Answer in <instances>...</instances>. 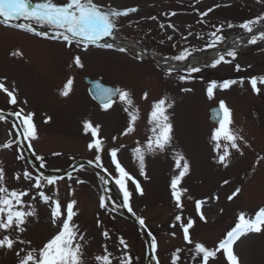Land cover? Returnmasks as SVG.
Returning a JSON list of instances; mask_svg holds the SVG:
<instances>
[{
    "label": "rangeland",
    "instance_id": "obj_1",
    "mask_svg": "<svg viewBox=\"0 0 264 264\" xmlns=\"http://www.w3.org/2000/svg\"><path fill=\"white\" fill-rule=\"evenodd\" d=\"M94 2L121 10L137 8L135 13L118 18L117 33L130 47L126 52L98 46H89L84 50L75 42L68 45L61 39H52L54 30L44 37L0 22V82L14 91L17 100L15 105L11 104L10 97L0 90V110L13 113L23 109L22 115L34 114L37 138L28 139L29 145L37 157L44 158V166L55 171L67 170L80 161H94L96 153L88 148V144L100 139L103 141L102 168L114 177L116 173L109 150L119 148V161L143 190L141 195L136 191L135 184L127 181L132 193V213L144 219L151 236L158 241L155 253L159 264H171V256L178 248L181 249L178 264H198L199 258L196 261L192 258L190 249L193 246L183 240L181 223L192 218L195 223L189 230L191 238L214 248L234 226L240 211L251 216L264 206V85H258L261 92L257 94L248 82L251 76H264V42L248 44L250 37L245 36L249 34L239 27V22L251 18L254 12L252 14L249 10L256 8L258 3L255 0ZM208 8L213 11L201 18L200 13ZM256 11H262V8ZM173 12L176 14L170 15ZM23 22L27 21L20 19L10 25ZM221 22L226 24L220 33L226 40L238 36L233 39L237 46H241L237 49L236 58L230 64L222 62L215 68L206 67L212 60H205L198 66L201 71L192 73L191 78L185 80L179 79L180 75L188 76L185 71L169 75L154 62L141 58L132 48L138 41L144 48L164 54L166 49L155 41L162 40L161 32L172 37L166 39L168 45L179 43V48L187 46L183 44L185 41L207 44L211 37L207 31L212 32L213 24L220 25ZM229 22L235 27L228 28ZM161 24L165 27L161 28ZM169 24L174 28L168 27ZM204 52L198 49L191 56ZM77 55L81 57L83 68L73 63V57ZM236 64L241 66L240 71H236ZM86 75L127 90L133 104H124L118 98L110 108L104 109L89 95L84 80ZM68 78H73V85L69 95L63 96L61 92ZM225 79H235L237 83L226 90L217 87L213 98L209 99L206 91L208 84L213 80L219 84ZM241 80L244 82L240 83ZM185 88L191 91H183ZM161 98L172 104L167 114L173 125V139L164 151L145 152V179L140 175L139 163L132 149L137 146L146 148L147 139L151 136V106ZM220 100H224L231 109V129L244 138L238 141L239 151L229 149L227 166L218 162V153L214 151L215 145L210 139L211 131L218 126L210 122V109L219 105ZM125 108H128L127 112ZM132 111L137 115L134 131L125 134L130 123L129 112ZM84 121H90L93 127L99 126L96 137L92 136L91 129L85 131ZM17 135L10 121L0 120V145L12 143L11 148L0 147V167L5 170L6 187L28 192L24 197L25 210L34 208L36 215L28 218L23 233L0 230V238L8 234L16 238L13 249L0 248V264H18L17 252L41 247L58 230L60 221L52 223L50 204L39 198V191H44L54 200L59 199L62 209L66 208L70 199L77 201L74 208L77 215L73 220L85 237L81 243L88 264H94L92 258L101 254L105 245L116 258L113 264H118L123 251L129 253L132 264H146V241L141 231L123 216L119 198L108 190L95 171L83 166L71 174V179L67 176L54 186L44 184L42 189L30 187L34 180H16V174L20 173L22 177L25 170L33 177L38 175L26 159L23 143H14ZM177 152L183 154L190 165L179 185L187 189L182 195L180 208L176 207L170 188L171 177L179 171L175 167ZM57 153L59 155H55ZM18 156L23 159H18ZM236 188L241 191L229 200ZM102 194L111 197L107 201L108 209L99 207V196ZM196 200L204 201L201 207L204 220L199 218L195 209ZM176 215H181L182 221H175ZM105 231L109 233L107 238L103 236ZM121 237L129 246L127 250L119 245ZM20 240L31 241V244H21ZM233 251L238 257V264H264V231L241 236L234 243ZM24 254L21 252V256ZM209 264H227V261L221 252L216 258H210Z\"/></svg>",
    "mask_w": 264,
    "mask_h": 264
},
{
    "label": "snow or ice",
    "instance_id": "obj_2",
    "mask_svg": "<svg viewBox=\"0 0 264 264\" xmlns=\"http://www.w3.org/2000/svg\"><path fill=\"white\" fill-rule=\"evenodd\" d=\"M215 7H219V5H216ZM136 11L137 8L135 7H128L121 10L118 7L102 6L94 2V0H62V2H57V0H35V2L34 0H0V17L3 18V23L5 25L11 24L14 20L23 19L27 21V23L16 24L15 27L27 29L30 32H36L33 23L47 25L55 30L52 39H61L68 45L75 42L78 47L82 46L84 50H87L89 46H98L106 49H113L116 47L115 33L118 27V18L127 17L130 13H135ZM212 11V8H208L206 11L201 12V18L206 17ZM175 14L176 13L174 12L170 13V15ZM151 18L155 19V17ZM160 27L164 28L165 25L161 24ZM168 27L174 28V25L169 24ZM223 27V25H213L214 30L210 33L212 39L211 42L206 44V48L215 49L218 44L223 43L225 38L220 34ZM227 27L231 29L235 27V25L229 22ZM239 27L244 30V32L251 34L250 39L247 41L248 44L254 45L258 42H264V15L245 20L239 24ZM36 34L44 37L48 36V32L44 31ZM189 35H191V33H189ZM105 38H111L113 42L110 43ZM168 39L170 40L172 37L169 36ZM101 41H103V43H101ZM118 50L120 52H126L127 48L119 47ZM13 54L16 55L18 53ZM191 55L192 52L185 48L179 51L177 55L165 57L164 64L168 65L169 60L180 62L187 61ZM236 56V48L229 47L226 51L218 52L217 57L212 60L210 65H206V67L215 68L222 62L230 64ZM226 57L232 59L229 60L226 59ZM73 63L77 67H84L81 57L78 55L73 57ZM235 69L236 71H240L241 66L236 64ZM175 70L174 66L166 67V73L169 75ZM183 70L188 73V76L180 75V80L191 78V74L200 72L201 68L189 64L186 65ZM243 82V80L240 81V83ZM248 82L250 83L253 92L259 94L261 88L258 85H264V76H251L249 77ZM236 83L237 80L235 79H225L219 84L217 81L213 80L207 86V96L209 99H212L214 96V89L219 87L226 90ZM72 85L73 78H68L61 95L68 96ZM0 90H3V92L10 97L9 102L11 104L15 105L17 103L14 91H10L9 88L5 86L4 82H0ZM183 91L189 92L191 89L185 88ZM116 97H118L124 104L130 106L133 104L131 94L127 90L106 87L99 82L95 84L94 98L100 101L104 109L110 108ZM144 97L147 98V93L144 94ZM171 107L172 104L168 103L166 98H161L152 104L149 118V123L152 125L151 136L147 139L146 148L137 146L132 149L134 158L139 163L140 175L144 176L145 179H147L145 173V152L164 151L172 144L173 125L167 114V109ZM124 110L127 112L128 108H125ZM22 113L23 109H20V111L11 114L20 120L24 138H37V129L33 122L34 114L27 113L22 115ZM129 117L130 123L125 130V134L134 131L133 124L137 119L135 111L129 112ZM215 118L218 126L211 131L210 139L214 142V151L218 153V162L227 166V160L230 156L229 149L239 151L240 144L238 141H242L244 138L243 136L237 135L231 129V109L227 107L224 100H220L219 110L215 112ZM2 119H5V117L2 115V110H0V120ZM84 129L86 132L91 129L92 136L96 137L99 126L97 125L93 127L90 121H84ZM0 147L11 148L12 143H5L0 145ZM29 147H31V145H29ZM88 148L94 150L96 153L94 161L90 160L88 163H94L97 168H102L101 152L103 151V141L100 139H94L88 144ZM119 151L120 149L116 147L109 150L111 163L114 165L116 173L113 179L119 192L123 195V203L120 207L127 208L129 212H132L133 210L130 206L132 193L127 187V181H132L135 184L136 191L141 195L143 194V190L140 183L137 182L122 166L118 159ZM55 155L59 154L57 153ZM17 158L23 159L22 156H18ZM37 159L41 161V167H43L44 158L37 157ZM175 167L179 171L177 175L171 177V197L175 200L176 207L180 208L182 207V195L187 189L180 188L179 185L182 178L189 171L190 165L183 154L179 152L175 154ZM104 171L107 172L108 170L105 168ZM21 178L30 182L34 180V184L30 185V187H34L35 189H42L44 184L54 186L59 180L63 179V177L44 175L43 173L33 177L32 173L27 170L23 172L22 177L20 173L16 174V180H20ZM68 178L71 179L70 173L68 174ZM101 180L104 181L105 185L108 183V181L104 180V177H101ZM77 182L79 183L80 181ZM224 183L227 184L228 181L225 180ZM5 184V170L3 167H0V230L9 233H23L28 218L36 215L35 209L30 208L29 210H25L24 197L28 195L26 190L18 191L16 189H9ZM240 191V188H236L228 199L232 200ZM105 192H107V189H105ZM38 196L45 203L50 204L52 223L57 224V221H60V223L57 224L58 230L47 239L41 247L31 248L27 251L21 249L20 252H17L16 255L19 257L18 264H88V261L85 258L84 246L81 243L85 237L80 234L79 228L73 220L74 216L77 215L74 210L77 201L75 199H70L66 204V208L62 209V204L59 199L54 200L53 197L46 195L44 191H39ZM110 200V196H107L106 194L100 195L99 207L101 209H108L109 205L107 201ZM203 203L204 201L201 200L195 201V209L201 220L205 219L201 212ZM112 210L114 211L115 209L113 208ZM133 215H135V213H133ZM174 219L175 221L180 222L182 221V216L176 215ZM137 220L141 226L145 224L143 218L137 217ZM194 223V220L189 217L186 222L180 224V227L183 230V240L186 241L188 245L193 246L190 250L193 252L192 258L194 261L199 258L198 264H209L210 258H216L217 254L222 252L227 264H238V257L234 254L233 245L245 234L261 233L264 231V206L259 207L254 215L251 216L245 211H240L236 216L234 226L226 232V235L219 240L214 248H210L206 246L205 243L195 241L191 238L189 230L193 228ZM175 226L176 225H173V227ZM172 235L174 236L175 233L173 232ZM103 236L107 238L109 233L105 231L103 232ZM19 242L25 245L31 244V241L20 240ZM15 243L16 238H13L11 234L3 235L2 238H0V248L13 249ZM119 245L123 246L124 250H127L129 247L123 237L119 238ZM157 247L158 241L155 236H152L150 248L153 254L156 252ZM21 252H24L25 254L21 256ZM180 252L181 249L179 248L175 250L171 256V264H178V261L180 260ZM152 258L155 261V264H159V260L156 259L155 255H153ZM92 259L94 264H113V260L116 258L112 257V254L108 251V248L105 245L102 253L95 255ZM118 264H132V258L127 251L122 252Z\"/></svg>",
    "mask_w": 264,
    "mask_h": 264
},
{
    "label": "water",
    "instance_id": "obj_3",
    "mask_svg": "<svg viewBox=\"0 0 264 264\" xmlns=\"http://www.w3.org/2000/svg\"><path fill=\"white\" fill-rule=\"evenodd\" d=\"M86 81L88 83H90V94L94 97L95 96V84L97 82H99V83H102V82L99 81V80H92L89 77H86ZM104 86L110 87V86H107V85H104ZM96 100L99 101L98 99H96ZM218 110H219V106H214L211 109V121L213 123H216L215 112L218 111ZM2 115L4 117L8 118L10 121H12L16 125V127H17V129H18V131L20 133L22 142H23V144L25 146L28 159H29L30 163L37 169L38 173H43L44 175L65 177L69 173H72L74 170H76L79 167H81L82 165H87V166L91 167L93 170H96L98 173H100L102 175L103 174L107 175V177L110 180V182L107 183L108 187L111 190H113L115 193H117L116 189L114 188V181H113L112 177L108 173H106L104 170H102L101 168H97L95 166V164H89L88 162H78L77 164H75L74 166L70 167L68 170H65L63 172H55V171H52V170H50L48 168L41 167V164L36 160V158L32 155L30 149L28 148V142H27V139L24 138V135H23V132H22V126H21V123H20L19 119L16 116H14V115H12L11 113H8V112H3L2 111ZM124 209H125V216L127 218H129L135 225H137L140 228V230L142 231V234H143V236H144V238L146 240V244H147V263L146 264H150V261H151L153 255H154L152 250H151V248H150L151 237H150L149 233L147 232L146 227L144 225L141 226L139 224V221L137 220V218L135 216H133L131 214V212L128 211L127 208H124Z\"/></svg>",
    "mask_w": 264,
    "mask_h": 264
},
{
    "label": "bare ground",
    "instance_id": "obj_4",
    "mask_svg": "<svg viewBox=\"0 0 264 264\" xmlns=\"http://www.w3.org/2000/svg\"><path fill=\"white\" fill-rule=\"evenodd\" d=\"M251 34H249V36H245V37H250ZM108 41V38H105ZM233 40H230L229 43L225 46V49L223 51H226L229 47H235L236 50L241 48V46H237L235 43L232 42ZM221 49H217L214 51H211L209 53L206 54H200V55H195L194 57H192L188 62H186L184 64V66L182 68H185L186 65H194V64H199L200 60L206 58L207 56H210L212 59H215L217 57L218 52H220ZM104 180L108 181V177L106 175H103ZM116 187V185H115ZM117 188V187H116ZM118 189V188H117Z\"/></svg>",
    "mask_w": 264,
    "mask_h": 264
},
{
    "label": "trees",
    "instance_id": "obj_5",
    "mask_svg": "<svg viewBox=\"0 0 264 264\" xmlns=\"http://www.w3.org/2000/svg\"><path fill=\"white\" fill-rule=\"evenodd\" d=\"M255 1H257L258 6L256 8H252V10H249L252 14L254 12V14L251 16L250 19H253V18L257 17V16H261V14L264 15V2H262L261 0H255ZM261 8H262V11H256L258 9L261 10ZM222 25L225 26L226 24L222 22ZM157 44H158V46H164V44H162V43L161 44L160 43H157ZM189 47H190L189 48V51H191V52L194 51V50H196L197 48H199V47H196L194 45L193 46L191 45ZM179 51H181V50H178L176 48V46L174 48H172V46H167L166 47V53L167 54H170V55H177L179 53Z\"/></svg>",
    "mask_w": 264,
    "mask_h": 264
}]
</instances>
